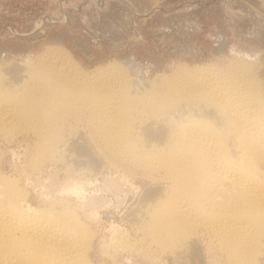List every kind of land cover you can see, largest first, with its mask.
Returning <instances> with one entry per match:
<instances>
[{
  "label": "bare ground",
  "instance_id": "6f19581e",
  "mask_svg": "<svg viewBox=\"0 0 264 264\" xmlns=\"http://www.w3.org/2000/svg\"><path fill=\"white\" fill-rule=\"evenodd\" d=\"M60 41L18 59L0 47V134L5 142L30 138L25 172L15 176L0 163V264H117L97 252L96 211L88 210L90 221L83 215L84 185L105 169L98 155L153 178L123 217L129 230L112 226L108 239L100 236L103 254L105 244L127 250L137 239L171 252L187 243L190 259L199 261L200 232L221 264H264L257 60L225 55L217 45L216 62L178 61L146 78L129 53L88 67ZM46 167L64 171V191L78 206L63 196L35 200L31 175Z\"/></svg>",
  "mask_w": 264,
  "mask_h": 264
},
{
  "label": "rangeland",
  "instance_id": "374dc122",
  "mask_svg": "<svg viewBox=\"0 0 264 264\" xmlns=\"http://www.w3.org/2000/svg\"><path fill=\"white\" fill-rule=\"evenodd\" d=\"M54 40H61L88 67L129 53L143 64L139 66L140 72L146 78L168 71L178 61L189 65L216 62L215 47L219 45L225 55L245 53L251 60H257L264 80V0H0V47L4 52L16 59L25 58L40 53ZM13 137L5 142L0 134V163L7 172L18 176L27 170L30 138L20 134ZM98 157L105 169L103 173L101 168L97 170L96 180L84 185L87 198L82 201L83 215L88 221L92 217L89 211L93 209L97 213L90 224L99 234L98 254L117 264L224 263L215 247L205 248L209 240L200 232L198 240L203 252L199 258L203 261L190 259L187 243L176 247L174 252L162 251L159 245L138 241L132 231L130 239H136L133 248L114 251L103 243L107 251L103 254L100 236L108 239L112 226L120 227L122 232L129 230L123 217L138 201L143 189L153 184V178L141 169ZM45 169L37 172V176L31 175L35 185L29 189L35 200L47 203L63 196L78 206L80 199L64 191V186L69 184L64 171L56 167ZM27 181L28 186L33 182Z\"/></svg>",
  "mask_w": 264,
  "mask_h": 264
}]
</instances>
